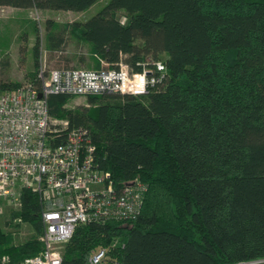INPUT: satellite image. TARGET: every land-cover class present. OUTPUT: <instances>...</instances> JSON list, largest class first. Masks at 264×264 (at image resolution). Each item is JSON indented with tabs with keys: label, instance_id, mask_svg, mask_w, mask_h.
Masks as SVG:
<instances>
[{
	"label": "trees",
	"instance_id": "16d2710c",
	"mask_svg": "<svg viewBox=\"0 0 264 264\" xmlns=\"http://www.w3.org/2000/svg\"><path fill=\"white\" fill-rule=\"evenodd\" d=\"M98 1L0 6L81 12ZM46 26L49 48L69 32L90 45L98 68L100 59L111 67L124 61L133 72L157 74L153 61L165 64L141 96L104 92L68 108L73 95H48L53 116L90 130L115 185L139 177L148 186L134 220L79 224L62 264H89L99 247L108 248L104 264H235L264 256V0H108L84 21ZM20 85L1 81L0 89ZM37 199L26 191L12 221L21 217L41 233ZM12 238L0 229V256L13 262L42 248L36 238Z\"/></svg>",
	"mask_w": 264,
	"mask_h": 264
},
{
	"label": "built area",
	"instance_id": "2783aa9c",
	"mask_svg": "<svg viewBox=\"0 0 264 264\" xmlns=\"http://www.w3.org/2000/svg\"><path fill=\"white\" fill-rule=\"evenodd\" d=\"M100 68L41 69L37 78L17 89H0V213L6 206L22 207L26 191L39 201L42 231L40 251L13 262L10 254L0 264H62L63 248L83 223L109 220L130 222L141 212L147 183L139 177L120 186L97 159L96 144L86 127H70L67 119H53L48 95H97L120 92L141 96L161 78L145 67L133 72L124 61L117 66L100 59ZM39 92L42 97H39ZM108 248L99 247L89 264H104ZM107 264H119L111 260ZM235 264H264V256Z\"/></svg>",
	"mask_w": 264,
	"mask_h": 264
},
{
	"label": "rangeland",
	"instance_id": "374dc122",
	"mask_svg": "<svg viewBox=\"0 0 264 264\" xmlns=\"http://www.w3.org/2000/svg\"><path fill=\"white\" fill-rule=\"evenodd\" d=\"M107 1L100 0L81 12L0 6V82L17 80L21 84L28 83L33 81V76H38L41 69L48 71L65 66L98 68L95 66L98 57L91 52L90 45L69 32L65 33V40L58 49L49 48L46 25L48 20H53L58 25L84 21L96 14ZM122 15L120 14L121 18ZM88 97L89 95H73L66 107L88 106ZM53 119L68 120L67 117L57 116H53ZM20 210L21 208L6 206L4 212L0 213V229L11 233L14 243L35 238L39 240L40 231L34 224L21 217L12 221V213ZM18 222L20 223L17 225Z\"/></svg>",
	"mask_w": 264,
	"mask_h": 264
},
{
	"label": "water",
	"instance_id": "95a60500",
	"mask_svg": "<svg viewBox=\"0 0 264 264\" xmlns=\"http://www.w3.org/2000/svg\"><path fill=\"white\" fill-rule=\"evenodd\" d=\"M38 96H39V97H42V93H41V92H39Z\"/></svg>",
	"mask_w": 264,
	"mask_h": 264
},
{
	"label": "crops",
	"instance_id": "0c3cea01",
	"mask_svg": "<svg viewBox=\"0 0 264 264\" xmlns=\"http://www.w3.org/2000/svg\"><path fill=\"white\" fill-rule=\"evenodd\" d=\"M86 20V19H85Z\"/></svg>",
	"mask_w": 264,
	"mask_h": 264
}]
</instances>
